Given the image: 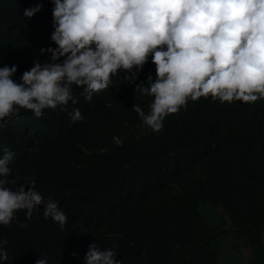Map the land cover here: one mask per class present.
<instances>
[{"label":"clouds","instance_id":"9594fccd","mask_svg":"<svg viewBox=\"0 0 264 264\" xmlns=\"http://www.w3.org/2000/svg\"><path fill=\"white\" fill-rule=\"evenodd\" d=\"M22 18L31 27L20 47L32 60L0 68V133L23 131L31 150L66 139L90 155L95 127L112 117L139 141L162 136L189 99L239 107L264 100V0H40ZM15 157L0 153V264H48L31 241L64 231L68 217L35 181L27 192L4 188ZM182 162L168 152L146 172L143 190L160 193L161 171L174 176ZM77 257L121 264L95 244Z\"/></svg>","mask_w":264,"mask_h":264},{"label":"trees","instance_id":"16d2710c","mask_svg":"<svg viewBox=\"0 0 264 264\" xmlns=\"http://www.w3.org/2000/svg\"><path fill=\"white\" fill-rule=\"evenodd\" d=\"M39 3L0 0V68L32 60L20 47L31 27L22 16ZM20 77L17 70L12 79ZM107 123L95 127L90 155L66 139L31 150L23 131L0 133V153L7 148L17 158L4 188L15 192L35 181V190L57 198L68 217L64 231L31 241L33 253L47 255L48 264H86L77 256L95 244L121 264H219L218 245L228 236L250 253L249 264H264V100L239 107L189 99L162 136L139 141L124 136L129 127L116 117ZM168 152L182 164L174 176L161 171L160 193L144 191L146 172L160 169Z\"/></svg>","mask_w":264,"mask_h":264},{"label":"rangeland","instance_id":"374dc122","mask_svg":"<svg viewBox=\"0 0 264 264\" xmlns=\"http://www.w3.org/2000/svg\"><path fill=\"white\" fill-rule=\"evenodd\" d=\"M203 203L199 205L201 207ZM218 211H221L220 209ZM263 243H264V233L262 234ZM237 240H233L232 242L228 240V236L223 239L218 245L219 257L218 262L219 264H249L248 259L250 258L249 252H243V249H237L236 244ZM233 245L232 250L230 249V245ZM232 258V259H230ZM226 260L227 262L223 261ZM228 259H230L228 261ZM262 262L264 263V256Z\"/></svg>","mask_w":264,"mask_h":264}]
</instances>
